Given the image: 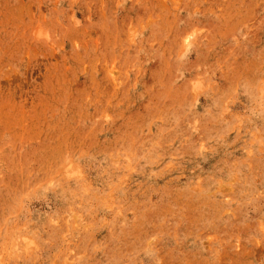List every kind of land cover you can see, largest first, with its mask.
Masks as SVG:
<instances>
[{"label":"rangeland","instance_id":"obj_1","mask_svg":"<svg viewBox=\"0 0 264 264\" xmlns=\"http://www.w3.org/2000/svg\"><path fill=\"white\" fill-rule=\"evenodd\" d=\"M0 264H264V0H0Z\"/></svg>","mask_w":264,"mask_h":264}]
</instances>
